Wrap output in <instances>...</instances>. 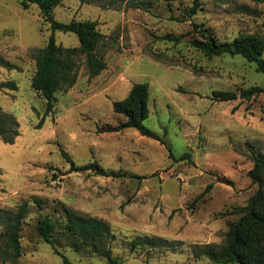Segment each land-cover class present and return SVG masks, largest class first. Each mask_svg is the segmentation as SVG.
I'll return each instance as SVG.
<instances>
[{"label":"rangeland","instance_id":"374dc122","mask_svg":"<svg viewBox=\"0 0 264 264\" xmlns=\"http://www.w3.org/2000/svg\"><path fill=\"white\" fill-rule=\"evenodd\" d=\"M66 0L56 19L93 20L105 35L97 53L107 68L91 78L85 59L77 83L57 94L54 110L32 88L36 71L32 48L47 45L53 31L35 4L0 0V55L16 68L0 65V108L16 116L20 136L14 144L0 138V244L2 233L25 202L22 255L5 252L0 264H107L83 243L77 250L65 229V208L83 218L102 219L112 237L118 264H213L199 255L207 245L221 246L229 224L240 215L263 183L249 172L254 156L264 159V94L240 97L249 88L264 89V74L241 56L208 58L195 48V25L231 43L242 34L264 39V0ZM180 37L178 43L166 36ZM64 47H77L74 33L56 32ZM153 53L159 54L157 58ZM264 57V56H263ZM136 83H148L150 115L138 130L106 132L126 118L113 110ZM239 98L221 102L214 91ZM63 149L76 165L98 162L107 173L71 172ZM190 153L191 158L180 160ZM212 184V189L195 201ZM57 223L56 250L38 233L40 218ZM138 238L143 244L133 245ZM6 251V250H5ZM58 251V252H57Z\"/></svg>","mask_w":264,"mask_h":264},{"label":"trees","instance_id":"16d2710c","mask_svg":"<svg viewBox=\"0 0 264 264\" xmlns=\"http://www.w3.org/2000/svg\"><path fill=\"white\" fill-rule=\"evenodd\" d=\"M66 0H21L24 8L35 4L39 7L44 20L50 24L53 31L47 45L43 48H32L31 57L35 61L36 71L32 78V88L40 93L46 100V112L41 118L38 127L41 128L46 116L53 110L57 102V94L68 92L75 86L79 77V70L83 59L91 78L99 76L107 64L97 53L99 47L105 43V35L99 30V23L93 20L77 21L68 23L56 19L54 9ZM82 3L94 4L96 0H80ZM201 6V0H193L192 8L187 12L192 18ZM74 33L78 36L80 45L77 47H64L57 43L56 32ZM194 31L201 36V40H195L193 45L208 58L230 55L241 56L246 61L254 63L258 72L264 74V39L249 34L236 37L231 43H219L218 39L206 30L195 25ZM169 41L180 42V37L166 36ZM157 58L159 54L153 53ZM0 65L11 70L15 65L0 55ZM0 88L17 90L15 82H7ZM264 94L263 88H249L243 90L240 97L252 99ZM215 100L226 102L239 98L238 93L233 91H214ZM150 88L148 83H136L129 94L122 100L113 102L115 113L125 116L126 120L118 126L107 125L106 132H120L125 129L138 130L142 135L152 137V133L144 126V121L150 115ZM20 136V123L15 115L5 112L0 108V138L7 144H14ZM62 156L70 164L71 172L95 171L99 175L120 176V174H107L98 162L91 164L76 165V163L61 149ZM191 154L185 153L180 160L190 159ZM254 182L263 183L264 159L261 155L254 156V167L249 172ZM213 185L207 186L205 191L196 198L198 201L204 194L212 189ZM28 204L20 206L15 217L7 223V230L2 233L0 255L5 252L12 254L14 258L21 257V234L22 222L27 213ZM67 221L65 229L68 232L70 243L75 249H81L82 243L93 252L99 253L107 264H118L113 257L110 247H106L111 230L102 219L83 218L77 216L71 209L65 208ZM240 215L237 221L229 224L226 241L221 246L207 245L200 248L199 255H206L213 264H264V189L262 186L254 193L249 203L244 208L235 209ZM57 223L50 217L40 218L37 230L41 238L56 250L54 234ZM145 239L138 238L133 241L136 247L143 244ZM6 250V251H5ZM58 252V251H57Z\"/></svg>","mask_w":264,"mask_h":264}]
</instances>
